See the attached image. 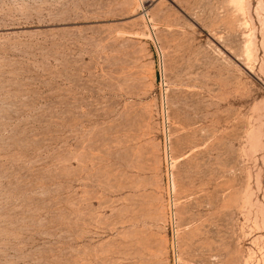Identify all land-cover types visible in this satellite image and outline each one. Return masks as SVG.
<instances>
[{"label":"rangeland","instance_id":"1","mask_svg":"<svg viewBox=\"0 0 264 264\" xmlns=\"http://www.w3.org/2000/svg\"><path fill=\"white\" fill-rule=\"evenodd\" d=\"M0 264H264V0H0Z\"/></svg>","mask_w":264,"mask_h":264}]
</instances>
